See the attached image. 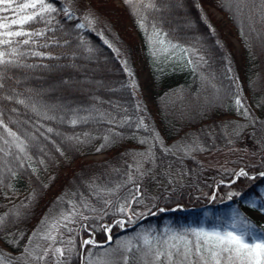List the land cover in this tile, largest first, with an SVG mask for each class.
I'll return each mask as SVG.
<instances>
[{
	"label": "trees",
	"instance_id": "1",
	"mask_svg": "<svg viewBox=\"0 0 264 264\" xmlns=\"http://www.w3.org/2000/svg\"><path fill=\"white\" fill-rule=\"evenodd\" d=\"M46 2L61 9L67 0ZM120 2L74 0L72 19L59 10L50 24L25 26L46 31L19 50L46 55L0 66V119L25 143L24 153L10 147L12 137L0 127L4 264H34L26 258L27 245L44 239L51 218L62 211L73 214L61 228L73 233L76 245L42 264H85L102 250L115 254L121 244L134 243L141 245L114 264H124L125 256L127 264H154L145 255L144 235L160 246L169 230L223 229L234 211L264 228L242 210L264 204V0H152L154 8L139 10ZM208 5L225 13L238 34L240 73ZM88 11L95 17L91 27L83 20ZM82 22L86 26L77 29ZM142 52L155 116L137 87L135 61ZM237 97L247 116L237 110ZM91 154L106 157L80 160ZM240 169L248 175L237 177ZM235 192L241 195L228 199ZM121 205L127 212L118 211ZM104 226L112 237L106 245L81 246L80 236L105 240Z\"/></svg>",
	"mask_w": 264,
	"mask_h": 264
},
{
	"label": "snow or ice",
	"instance_id": "2",
	"mask_svg": "<svg viewBox=\"0 0 264 264\" xmlns=\"http://www.w3.org/2000/svg\"><path fill=\"white\" fill-rule=\"evenodd\" d=\"M74 3V0H67V3L62 6L61 9H58L54 4L46 2V0H25L23 3H17V0H0V12H11L12 15L0 17V46H6V48L0 47V66H22L20 58L24 55L32 56H44L46 53L39 51H29L22 52L19 50L20 45H30L35 44L36 37H42L45 35V29L31 30L25 26H29L34 22H46L50 24L54 17L51 15L59 10L63 11V14L66 18L72 19L73 17V8L71 5ZM126 4L130 6H135L136 10H139L140 6L151 9L155 7V4L152 0H125ZM31 10V11H29ZM47 17V20L45 18ZM83 20L86 22L88 27H91L95 23L94 14L91 11H88ZM85 23H77L75 27L77 29L84 28ZM15 28V30H13ZM156 36L159 33H155ZM24 38V39H18ZM106 44L107 40L104 41ZM160 44H163L164 41L160 40ZM16 47H13V45ZM47 47V45H45ZM109 47L111 45L109 44ZM91 51V49H88ZM166 52L167 49L165 48ZM191 63V61H189ZM28 67H31L29 65ZM129 74L130 70L125 69ZM3 78V72L0 71V80ZM4 87L3 83H0V89ZM7 99H13V97H6ZM17 103L24 104L25 101L18 99ZM237 110L243 109V114L248 115V110L244 107L240 97H237L235 100ZM33 110L36 108L33 106ZM73 125L78 123L77 119L71 121ZM143 126L142 123L138 127ZM0 127H4L9 137H12L10 147H14L19 150V152H25V143L17 136L15 132L7 127L4 124V121L0 119ZM49 132L52 131L51 128L48 129ZM238 134V133H237ZM2 139V138H0ZM105 142H109V137H105ZM5 144H9V141L5 140ZM231 143V141H230ZM105 145H101L103 148ZM100 149H97L99 151ZM0 152H4L3 148H0ZM9 153L5 152V155ZM11 171V169H8ZM13 175L15 173L13 172ZM237 177L247 176L248 173L244 169H240L239 172L235 173ZM260 176H264V172L259 173ZM132 177H129L131 180ZM139 194L137 186V195ZM241 193H229L228 199H231L233 196H239ZM136 196H133L132 199L136 200ZM214 198V196H213ZM253 207H256L255 202L252 204ZM127 208L123 205L120 206L118 211L124 213L127 212ZM261 212H264V204H261ZM163 211V209H161ZM16 216H19L20 213L16 212ZM72 213L68 215L61 216L59 221H53L48 225L47 231L43 238L49 240H55V236L52 234L58 229L61 222L68 221L71 222ZM87 219V217H82ZM6 217L0 216V225L5 223ZM123 227V221H117ZM64 227H67V224H63ZM105 233L109 232L110 226H104ZM172 234L168 239L163 242H158L160 246L154 245L152 239L148 235L142 237L143 244L147 247L146 256H151L154 264H160L161 259L163 258L165 264H264V228H259L253 225L246 217L241 216L238 212H233L230 221L227 226L223 229L213 228L211 230L205 228H190L184 229L180 232H175L169 230ZM188 233L195 238V242L188 238ZM35 235V233H34ZM31 239V237H30ZM108 240H111V236H108ZM84 245H94L96 242L93 239H85L82 241L81 246ZM121 248H124L125 251L130 252L131 246L125 247L121 244ZM27 251V249H26ZM70 252L71 249H68ZM48 250H45V255H47ZM64 249L56 248L55 253L60 257L64 256ZM31 255V253H29ZM39 259H44V257H38ZM129 257H124V264H127ZM0 264H4L2 258H0ZM91 264V261H90ZM98 264H108L103 257L98 258ZM144 264H148L147 261Z\"/></svg>",
	"mask_w": 264,
	"mask_h": 264
},
{
	"label": "rangeland",
	"instance_id": "3",
	"mask_svg": "<svg viewBox=\"0 0 264 264\" xmlns=\"http://www.w3.org/2000/svg\"><path fill=\"white\" fill-rule=\"evenodd\" d=\"M116 4H121L120 0H112ZM206 10L210 13L211 17L217 22L219 28L222 30L225 38L231 45V50L234 56V60L236 63V67L238 69V72L240 73V65L242 62V57H243V51L241 47V43L238 37V34L235 30V28L231 25L228 16L225 13L220 12L219 10L215 9L212 6H206ZM187 25V24H186ZM135 66L137 69V87L142 95V98L146 105L148 106L150 112L155 116V109L152 106V101H151V78H150V69H149V64L147 61V58L145 54L142 52L139 58L136 59L135 61ZM241 75V74H240ZM56 86V85H55ZM49 89V88H48ZM45 89V90H48ZM154 119L157 121V118L154 117ZM157 126L159 128V124L157 123ZM106 157V154H91V155H86L82 157L80 160H100ZM260 197L264 199V186L260 188ZM259 198V197H258ZM256 199V198H255ZM245 213L250 214L251 216L255 217L257 220L261 222V224L264 226V212H261L258 209H252L248 207H244L242 209ZM71 212H66L62 211L60 214H57L56 216L52 217L50 220V224L53 221H59L61 216L63 215H68ZM73 215V214H72ZM72 217V216H71ZM61 223H66L69 224L70 222L68 221H63ZM72 223V219H71ZM76 227V225H75ZM55 236V240H49V239H35L30 241V244L27 245V254L26 258L29 260L31 263L34 264H42L45 258L48 257L49 254H52L54 258L60 257L58 254L55 253L56 248H61L64 249L65 252L64 254L70 253L68 249L73 248V245L75 247L76 245V240L75 237H73V233H66L64 234V231L61 228V224L58 227L56 231L52 233ZM109 233L107 232V238L103 241L96 242V245H102V242L108 240ZM60 241H59V239ZM85 239H93L92 236H80L79 241L82 243L83 240ZM112 239V237H111ZM106 243V244H107ZM104 244V245H106ZM135 245L131 246V249H135L136 247H140L138 243H134ZM130 246V245H125V247ZM48 250L47 255H45V250ZM125 249L122 248L119 253H111L107 252V250H102L98 252L97 254L91 256L88 261L85 262V264H98V258L103 257V259L108 262V264H114L115 261L121 257L125 253ZM31 253V255H29ZM38 257H44V259H39ZM45 264H53L52 261H48Z\"/></svg>",
	"mask_w": 264,
	"mask_h": 264
},
{
	"label": "water",
	"instance_id": "4",
	"mask_svg": "<svg viewBox=\"0 0 264 264\" xmlns=\"http://www.w3.org/2000/svg\"><path fill=\"white\" fill-rule=\"evenodd\" d=\"M106 243H107V241H105V242H102L101 244H102V245H104V244H106Z\"/></svg>",
	"mask_w": 264,
	"mask_h": 264
}]
</instances>
